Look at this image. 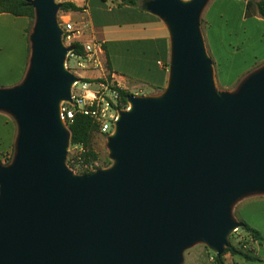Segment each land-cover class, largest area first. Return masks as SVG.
I'll return each mask as SVG.
<instances>
[{"label": "water", "instance_id": "obj_1", "mask_svg": "<svg viewBox=\"0 0 264 264\" xmlns=\"http://www.w3.org/2000/svg\"><path fill=\"white\" fill-rule=\"evenodd\" d=\"M210 1H146L170 34L168 84L129 95L108 137L113 164L76 174L60 104L80 78L66 67L61 4L27 0L29 66L0 87L18 129L0 164V264H183L197 244L224 254L242 227L234 205L264 194V66L234 91L217 88L200 28Z\"/></svg>", "mask_w": 264, "mask_h": 264}, {"label": "crops", "instance_id": "obj_2", "mask_svg": "<svg viewBox=\"0 0 264 264\" xmlns=\"http://www.w3.org/2000/svg\"><path fill=\"white\" fill-rule=\"evenodd\" d=\"M80 7L79 12H67L82 19L83 32L78 37L82 44L101 43L109 79L125 89L144 88L151 95L166 88L170 74L171 39L167 26L145 6L147 0H65ZM247 4V0L245 1ZM206 16V15H205ZM264 28V18L250 17ZM71 21V20H70ZM30 19L26 16L0 14V87H12L25 77L30 58ZM264 41V29L261 35ZM208 39V37H207ZM209 43V42H208ZM210 45V43H209ZM212 54L214 77L220 90L233 91L219 71V58ZM93 73V72H92ZM17 125L13 117L0 111V159L11 155L17 138ZM249 234V233H248ZM250 236V234H249ZM252 253L259 251L260 260H248L240 254L227 253L224 264H264V243L250 236ZM186 264H217L213 256L203 249L189 252ZM263 257V258H262Z\"/></svg>", "mask_w": 264, "mask_h": 264}, {"label": "rangeland", "instance_id": "obj_3", "mask_svg": "<svg viewBox=\"0 0 264 264\" xmlns=\"http://www.w3.org/2000/svg\"><path fill=\"white\" fill-rule=\"evenodd\" d=\"M55 1L61 3L65 0ZM245 1L246 0H211L203 10L200 18V28L207 51L210 56H212L210 52H213V54L215 53V56L219 58L220 74L226 82L233 85L235 89L249 74L264 66V41H262L261 38L264 28L259 26L254 20L250 19V17L245 16ZM252 1L257 3L260 0ZM57 18L59 23L71 20L75 23L76 27L83 32V26L81 24L82 19L78 16L59 10ZM34 23L35 19L30 21V33L32 32ZM94 42L89 43L92 44ZM98 57V61L101 64L99 67L89 66L87 69H82L79 63H87L83 60H79L78 62L77 59L71 58L68 55L66 58V67L75 75H83L86 79L100 81L108 80L110 82L103 54L98 55ZM111 85H113V83ZM126 90L138 96H143L138 93L150 92V90L141 87ZM162 91H158L151 95H158ZM129 106L130 103H127L126 107L125 102L122 99L120 100L121 110L127 109ZM108 137L109 136L103 134L99 129L95 132L91 141V149L97 157L94 161H91L90 164L83 165L79 150L77 147L69 144V151L66 160L67 165L76 174H85L83 173L84 170H89L86 168V165L89 167L92 166L94 168V170H92L93 172L98 169L109 168L113 164V160L110 158L107 146ZM9 157L10 155H4L2 157V164H6ZM233 215L237 220H244L250 226L257 229L261 233V240L264 243V194L249 195L240 199L233 207ZM250 236L245 230L239 228L229 236V241H232L239 247L246 245L247 249H250ZM200 248L210 253L211 256H213V259L215 258V251L205 244H197L185 251L183 264H186L187 261V258L185 260L186 254V257H188L189 252H195ZM255 252L260 255L262 254L259 253V251Z\"/></svg>", "mask_w": 264, "mask_h": 264}, {"label": "built area", "instance_id": "obj_4", "mask_svg": "<svg viewBox=\"0 0 264 264\" xmlns=\"http://www.w3.org/2000/svg\"><path fill=\"white\" fill-rule=\"evenodd\" d=\"M63 28L62 39L66 46H71L81 35V29L77 28L75 23L67 21L60 23ZM84 55L74 53V48L68 53L71 58L83 60L87 64L79 63L82 69H87L89 66L99 67L101 64L98 61V55L103 54L101 43H86L84 44ZM80 77L79 81L73 83L71 88V101H63L60 104V118L64 125L68 128V124L74 119L75 115L80 113L90 117L98 129L105 135H111L115 130V124L119 117L121 86L113 83L111 80H91L86 81L85 76L77 74ZM82 77V78H81ZM113 83V85H111ZM80 85V87H79ZM129 103V102H128ZM130 107V106H129ZM128 107V108H129ZM127 108V109H128ZM81 154L84 148L75 146ZM86 168L90 171L94 170L91 166ZM236 231L238 229H235Z\"/></svg>", "mask_w": 264, "mask_h": 264}, {"label": "trees", "instance_id": "obj_5", "mask_svg": "<svg viewBox=\"0 0 264 264\" xmlns=\"http://www.w3.org/2000/svg\"><path fill=\"white\" fill-rule=\"evenodd\" d=\"M127 3L134 4L136 3L135 0H128ZM61 7L60 10L67 13V12H79L84 9V7H80L76 5L72 1H63L60 3ZM1 13H9L14 16H26L32 21L35 19V11L34 8L30 5H28L27 0H0V14ZM255 15H259L260 17L264 18V0H260L257 3H254L252 0H247L246 4V17H252ZM28 32L30 33V28L28 29ZM72 47L74 48V53L78 55H84V44H82L80 41H76L72 44ZM107 68L110 69V64L107 63ZM86 81H91L90 79H82ZM119 91L121 93V99L125 102L127 107V98L130 93L125 88H119ZM68 129L70 131V144L72 146H81L84 148V151L80 154V158L82 160L83 165L84 164H90L91 161H94L96 159V154L91 149V141L96 131H98V126L93 122V120L85 116L83 114H76L74 119L68 124ZM14 151L11 153L9 159L6 161V164H9L12 162ZM0 164H2V159H0ZM69 164V162H68ZM83 173H93V171L90 170H84ZM239 222L242 223V229L245 230L247 233L251 235V237L255 240H261L262 235L261 233L250 226L247 222L244 220L238 219ZM230 246L226 248L224 254L221 256L215 255V262L217 264H224L223 263V257L230 253L232 255L240 254L243 257H245L248 260H260L261 258L255 254L252 253V249H247L246 245L244 246H236L232 241H230ZM246 248V249H245Z\"/></svg>", "mask_w": 264, "mask_h": 264}]
</instances>
